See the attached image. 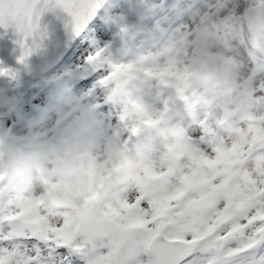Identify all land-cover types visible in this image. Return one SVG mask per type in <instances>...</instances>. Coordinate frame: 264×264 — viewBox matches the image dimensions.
Here are the masks:
<instances>
[{
    "label": "rangeland",
    "instance_id": "1",
    "mask_svg": "<svg viewBox=\"0 0 264 264\" xmlns=\"http://www.w3.org/2000/svg\"><path fill=\"white\" fill-rule=\"evenodd\" d=\"M262 2L108 0L49 73L0 64V146L12 141L32 162L20 179L0 168V208L77 220L79 208L48 202L54 183L90 204L130 178L131 160L163 170L190 156L193 133L228 139L264 124ZM142 122L151 128L139 133Z\"/></svg>",
    "mask_w": 264,
    "mask_h": 264
},
{
    "label": "snow or ice",
    "instance_id": "2",
    "mask_svg": "<svg viewBox=\"0 0 264 264\" xmlns=\"http://www.w3.org/2000/svg\"><path fill=\"white\" fill-rule=\"evenodd\" d=\"M56 10L74 36L86 34L75 0H0V28L21 37V63L39 47L41 17ZM75 54L89 63L83 48ZM193 135L174 166L129 161L130 178L77 220L0 208V264H264V124L228 139Z\"/></svg>",
    "mask_w": 264,
    "mask_h": 264
},
{
    "label": "water",
    "instance_id": "3",
    "mask_svg": "<svg viewBox=\"0 0 264 264\" xmlns=\"http://www.w3.org/2000/svg\"><path fill=\"white\" fill-rule=\"evenodd\" d=\"M108 0H75L78 11V18L84 27L96 18L98 13L104 8ZM89 13H94L93 19L88 20ZM257 17L264 22V3L257 7ZM42 36L37 47L26 60L21 63L19 58L22 54L20 46L21 37L12 28H0V63L13 65L18 71L30 78H36L54 68L62 61L68 52L73 48L79 36L72 34L69 18L60 10L50 11L41 17ZM88 23V25H87ZM87 29V28H86ZM82 30V28H81ZM119 33L118 35H121ZM31 46V45H29ZM116 75L104 80L100 85H109ZM176 86L165 87V89H175ZM61 125L55 128L59 130ZM149 128L148 124H142L139 131L143 132ZM49 201L61 208L66 206H77L85 209L86 205L81 200L71 195L63 183H56L50 190Z\"/></svg>",
    "mask_w": 264,
    "mask_h": 264
},
{
    "label": "clouds",
    "instance_id": "4",
    "mask_svg": "<svg viewBox=\"0 0 264 264\" xmlns=\"http://www.w3.org/2000/svg\"><path fill=\"white\" fill-rule=\"evenodd\" d=\"M0 152L3 156H0V168L10 179L23 178L28 169L32 166V162L24 156L20 149L9 141L3 146H0ZM25 161H28L25 163Z\"/></svg>",
    "mask_w": 264,
    "mask_h": 264
}]
</instances>
